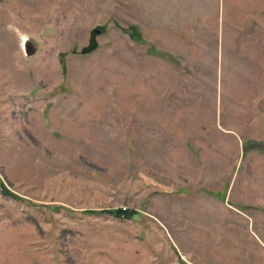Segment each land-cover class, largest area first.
<instances>
[{"label": "rangeland", "instance_id": "374dc122", "mask_svg": "<svg viewBox=\"0 0 264 264\" xmlns=\"http://www.w3.org/2000/svg\"><path fill=\"white\" fill-rule=\"evenodd\" d=\"M194 2L0 0V264H264V0Z\"/></svg>", "mask_w": 264, "mask_h": 264}, {"label": "crops", "instance_id": "0c3cea01", "mask_svg": "<svg viewBox=\"0 0 264 264\" xmlns=\"http://www.w3.org/2000/svg\"><path fill=\"white\" fill-rule=\"evenodd\" d=\"M192 8L196 10L192 12L184 11L182 13V15L187 18L191 17L190 21L185 22V27L182 28L183 31L188 33L212 34L208 36H192L193 38H212L218 41L224 39V27H226V25L224 26V16L227 13V6L224 0H198V3L194 2V4H192ZM231 26L229 22L227 27ZM223 260L225 259H221L219 264H238L236 259L230 262ZM189 264L198 263L192 261L189 262ZM205 264H218V261Z\"/></svg>", "mask_w": 264, "mask_h": 264}, {"label": "water", "instance_id": "95a60500", "mask_svg": "<svg viewBox=\"0 0 264 264\" xmlns=\"http://www.w3.org/2000/svg\"><path fill=\"white\" fill-rule=\"evenodd\" d=\"M99 33H100L99 29H95L92 31L91 38H90V44L84 48L83 50L84 52H88L96 48L97 46L96 37ZM24 45L26 46V43H24Z\"/></svg>", "mask_w": 264, "mask_h": 264}, {"label": "trees", "instance_id": "16d2710c", "mask_svg": "<svg viewBox=\"0 0 264 264\" xmlns=\"http://www.w3.org/2000/svg\"><path fill=\"white\" fill-rule=\"evenodd\" d=\"M131 212L133 211H130L129 209H123V208H120L117 210V213L119 216H131L132 214Z\"/></svg>", "mask_w": 264, "mask_h": 264}, {"label": "bare ground", "instance_id": "6f19581e", "mask_svg": "<svg viewBox=\"0 0 264 264\" xmlns=\"http://www.w3.org/2000/svg\"><path fill=\"white\" fill-rule=\"evenodd\" d=\"M27 40H28L27 39V36H23V40H22L23 42H22V44L27 43Z\"/></svg>", "mask_w": 264, "mask_h": 264}]
</instances>
